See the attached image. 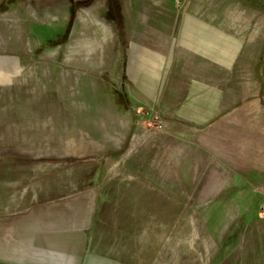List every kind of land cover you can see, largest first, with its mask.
<instances>
[{
  "label": "rangeland",
  "instance_id": "374dc122",
  "mask_svg": "<svg viewBox=\"0 0 264 264\" xmlns=\"http://www.w3.org/2000/svg\"><path fill=\"white\" fill-rule=\"evenodd\" d=\"M0 264H264V0H0Z\"/></svg>",
  "mask_w": 264,
  "mask_h": 264
},
{
  "label": "trees",
  "instance_id": "16d2710c",
  "mask_svg": "<svg viewBox=\"0 0 264 264\" xmlns=\"http://www.w3.org/2000/svg\"><path fill=\"white\" fill-rule=\"evenodd\" d=\"M112 1H113V0H112ZM112 13H113V15H114V17H115V20L118 21V22L120 23V22H121V17H120V15L118 14V12H117V10H116L115 7H113V9H112Z\"/></svg>",
  "mask_w": 264,
  "mask_h": 264
}]
</instances>
